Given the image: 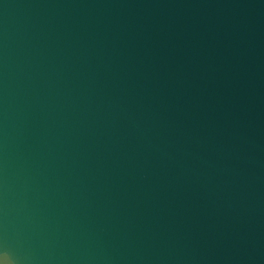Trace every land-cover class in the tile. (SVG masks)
Masks as SVG:
<instances>
[{
    "label": "water",
    "instance_id": "water-1",
    "mask_svg": "<svg viewBox=\"0 0 264 264\" xmlns=\"http://www.w3.org/2000/svg\"><path fill=\"white\" fill-rule=\"evenodd\" d=\"M264 264V0H0V264Z\"/></svg>",
    "mask_w": 264,
    "mask_h": 264
},
{
    "label": "clouds",
    "instance_id": "clouds-1",
    "mask_svg": "<svg viewBox=\"0 0 264 264\" xmlns=\"http://www.w3.org/2000/svg\"><path fill=\"white\" fill-rule=\"evenodd\" d=\"M4 264H11V259L7 252L3 254Z\"/></svg>",
    "mask_w": 264,
    "mask_h": 264
}]
</instances>
